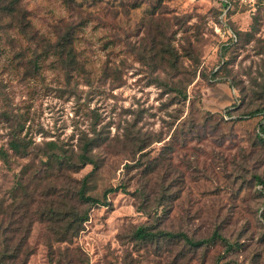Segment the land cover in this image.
I'll return each mask as SVG.
<instances>
[{
  "label": "rangeland",
  "instance_id": "1",
  "mask_svg": "<svg viewBox=\"0 0 264 264\" xmlns=\"http://www.w3.org/2000/svg\"><path fill=\"white\" fill-rule=\"evenodd\" d=\"M234 1L227 50L217 0H20L0 15V249L15 264H264V0ZM92 170L100 204L75 194ZM56 208L88 211L76 237L49 229ZM142 225L176 235L140 239Z\"/></svg>",
  "mask_w": 264,
  "mask_h": 264
},
{
  "label": "trees",
  "instance_id": "2",
  "mask_svg": "<svg viewBox=\"0 0 264 264\" xmlns=\"http://www.w3.org/2000/svg\"><path fill=\"white\" fill-rule=\"evenodd\" d=\"M1 2L8 1L6 5H1L0 7V15H8L11 14L14 11V5H16L20 0H0ZM68 2H75L77 0H67ZM220 3V22L221 26L226 29V32L228 34L227 40H225L224 44L222 45L223 50H227L230 45L235 44L238 41V32L235 30L232 21H231V12L234 9V0H217ZM231 3V7L227 9L225 14L223 15L224 11L227 8V3ZM28 12L26 9L21 8V18H20V25L21 27H28L30 21L27 18ZM223 63H226V61H223ZM215 76V75H214ZM256 114H261L264 118V108L259 110H256ZM254 113H251V115ZM258 136L260 140L264 142V121L261 120L259 122V131ZM91 141L85 142L83 146V152L79 155V163H93V160L91 156L88 154V151L90 150ZM10 146L13 148L14 151L17 153H26L27 144L26 143H20L15 140H11ZM0 156L5 161L9 160L8 154L3 149H0ZM47 161H52L53 163H57L59 167H75L77 166V163L72 156H66L62 155L60 156L56 152H52L51 154L47 155ZM93 170L96 168V164H94ZM89 172L82 180L81 187L76 190L75 194L77 197L84 201L89 202L90 204H97L101 203L102 200H100L97 197H94L92 195H89L86 193V187H87V181L91 173ZM260 182L264 186V180H260ZM116 188H109L105 191L104 195H106L108 192L115 191ZM49 215V221L50 226L49 229H51L52 232L57 234L58 236H61L60 240H68L72 237H76L80 231L83 229V223H85L88 218V211L87 210H78V209H71L69 211H65L59 208L51 209L48 211ZM159 234H166L169 236H174L176 234H173L171 232H152L150 229L144 225L138 227L135 231V236L140 239H146L149 237H153L155 235ZM1 235V233H0ZM185 241L192 245V246H199L207 241V239L203 240H193L189 238L186 234H181ZM217 235V234H216ZM1 238V237H0ZM5 243L2 244V246ZM19 254L17 251L10 252L9 248H2L0 249V264H15V262L18 260Z\"/></svg>",
  "mask_w": 264,
  "mask_h": 264
},
{
  "label": "built area",
  "instance_id": "3",
  "mask_svg": "<svg viewBox=\"0 0 264 264\" xmlns=\"http://www.w3.org/2000/svg\"><path fill=\"white\" fill-rule=\"evenodd\" d=\"M241 1H244V0H241ZM249 1H250V0H249ZM230 7H231V3L229 2V3H227V8H226V10L224 11L223 15H224L225 12L227 11V9L230 8Z\"/></svg>",
  "mask_w": 264,
  "mask_h": 264
}]
</instances>
